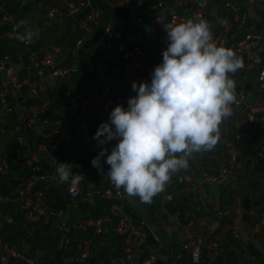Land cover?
<instances>
[{"label": "crops", "instance_id": "1", "mask_svg": "<svg viewBox=\"0 0 264 264\" xmlns=\"http://www.w3.org/2000/svg\"><path fill=\"white\" fill-rule=\"evenodd\" d=\"M22 1L32 0H4L2 4L8 10L0 8V42L17 50L16 59L9 62L10 67L15 68V64H19L18 75L25 74L31 82H37L40 74L34 71L33 62L31 61L30 70L25 69L21 65V55L28 52L29 58L32 59L35 50L43 55L49 53L54 58V66L61 64L78 69L73 82L69 80V76L61 81V90L75 92L78 90L80 94L94 98H98L97 94L106 85L103 84L96 92L89 89L99 78V68L105 75L119 74L112 73L114 59L110 60V51L103 47L106 27L111 28L121 39L131 33L136 35L133 40H129V46L138 47L141 54L134 62L124 65L123 68L125 74L133 68L136 76L148 77L151 82V73L162 63L163 48L169 43L159 40L160 30L152 26L154 22L157 23L155 19L160 18L166 22L173 14L184 18L185 14L189 13L191 19L195 15L192 12L194 2L185 0H141L145 7H155L149 14L135 7L136 0H127L125 5L115 4L112 0H92L90 8L82 9L74 16L67 15V12L80 0H51L44 6L46 10L44 15L38 16V9L28 5L22 11L23 16L18 18ZM206 1L202 17L205 16L203 20L210 23L211 31L217 33L216 38L224 37L226 41H236L241 38L239 33L245 36L249 34V29L261 24V30L252 34L254 38L249 47L251 49V46L255 45L260 59L264 61V21L254 14L255 10L264 11V0ZM227 4L236 7V11L233 12L238 34L231 30L227 17L230 8ZM51 8L64 12V15L47 17V11ZM90 9L99 12L100 22L91 34L86 35L83 22ZM245 16H251L253 23L238 27L237 20ZM4 17H9L8 21H5ZM65 20L67 25L62 29L61 25ZM225 20L226 23L223 24ZM22 21L38 32V36L29 45L17 40L16 36L5 37L12 22L21 24ZM136 21L149 25V33H146ZM23 31L24 28L20 27L18 33ZM45 40H48V46ZM136 40L140 43L135 44ZM101 52H104L106 60L101 57ZM263 67L255 62L231 75L236 83L235 92L242 91L244 99L251 95L250 106L254 104L264 106V83L258 79ZM30 76L33 78L30 79ZM8 85V73L0 70V93L6 92V97L10 98V101L6 102L11 109L3 112L0 110V160L8 159L11 163L9 174L0 177V264H141L148 256L154 257V264H191L189 243L196 239H202L201 258L209 264H264V160L260 158V154L264 153V127L248 119L245 104L242 107H232V115L220 125L221 140L216 147L208 152L193 154L189 166L180 170L181 178L188 184L182 188L170 189L171 192L168 194L167 189L175 180L172 176L155 202L143 207L144 217L149 221L146 222L139 210L129 202L136 197H128L124 190L122 198L119 199L101 196V192L107 187L108 176L104 171L101 173L92 166L91 161L100 150L90 148L87 142L90 140L97 144L98 141L93 137L101 123H110V113L102 112L101 115L89 119V111L85 112L77 107L63 110L49 85V92L37 97V102L34 99V104L22 106L18 98L22 97V101H27L30 98L28 88L9 93ZM108 85L112 86L113 92L115 86ZM112 92L111 95L114 97ZM116 96L121 97L122 106L127 109L128 98L122 93ZM22 109L36 111L37 116L28 120H39L42 126H38L37 131L26 128L25 135L22 136L24 144L21 146L17 138L20 135L18 118H15V123H11V119L5 114L20 112ZM44 120L48 121L46 128ZM6 124H10V128L5 131ZM53 127L64 129L72 135L69 142H73V148H66L62 142L45 137L47 130ZM36 135H41L43 140L36 142ZM117 143L115 140L113 147ZM47 145L52 149L46 150ZM23 155H26L25 159L22 158ZM237 155L240 156V162L236 173L243 175L244 179L237 181L236 189L230 180L221 184L208 183L204 187L197 184L204 175L216 176L215 168L208 162H202V156L215 160L224 169L228 167L235 169L234 161ZM79 157L83 159V170L86 173L82 174L85 178L79 184L81 191L77 198H72L69 193L70 183L60 184L57 182L58 179L52 180L53 184L45 183L33 187L32 199L38 204V209L33 212L37 218L34 222L29 220V213L24 208L25 203L21 197L17 200L9 199L11 187L8 181L19 178L18 165H27L24 171L27 180L33 177H37V180L41 178L48 180L46 175L53 165L47 163L45 158L59 159V163L70 164L75 160L81 162ZM106 157L107 154L100 161L103 170L110 167L106 163ZM34 162H37L39 169L34 168L36 167ZM57 166L58 164L54 163V170ZM75 172L78 173L77 170ZM39 173L41 176H38ZM254 173L258 176L253 178ZM249 181L252 182L251 186L248 185ZM62 190L69 194L73 206L77 208L74 214L77 221L67 229L62 242L58 243L64 225L50 212L57 214L66 212V200ZM191 192L198 193L199 197L182 200V195ZM169 203L170 207L179 206L180 211L169 213L164 209V205ZM187 218L191 221L182 225L180 220L184 221ZM98 220L101 221L99 234L96 233L95 227L89 225L90 221ZM121 220L124 226L127 224L135 231H131L129 238L118 240V236L128 231L125 229L120 232ZM158 227H161V230L155 234L154 230ZM91 229H94V235L99 236L96 240L91 235ZM136 237H141L143 241L136 242ZM184 237L187 239L183 240ZM206 240H209V243L205 244ZM249 242L254 243L257 248V256L247 250ZM213 245H217L218 248H213ZM10 257L14 260L10 261Z\"/></svg>", "mask_w": 264, "mask_h": 264}, {"label": "clouds", "instance_id": "2", "mask_svg": "<svg viewBox=\"0 0 264 264\" xmlns=\"http://www.w3.org/2000/svg\"><path fill=\"white\" fill-rule=\"evenodd\" d=\"M16 39L30 44L38 36L25 22ZM169 43L150 83H132L137 93L117 105L110 123H101L93 139L102 147L91 161L103 173L100 161L112 140L118 143L106 157L105 175L128 197L151 202L171 177L189 166L193 154L213 150L221 140L220 125L232 115L236 83L231 78L244 67L242 58L214 41L211 25L203 19L164 26ZM9 104V103H8ZM103 137V139H102ZM78 165L58 163L53 180L76 189L85 178L74 174Z\"/></svg>", "mask_w": 264, "mask_h": 264}, {"label": "built area", "instance_id": "3", "mask_svg": "<svg viewBox=\"0 0 264 264\" xmlns=\"http://www.w3.org/2000/svg\"><path fill=\"white\" fill-rule=\"evenodd\" d=\"M91 1L92 0H80L76 5L71 7L67 15L74 16L76 12L81 11L82 9L85 8H90L91 6ZM193 1L195 6H196V13L193 17V20L196 18H201L203 16L204 9L206 7V0H185V2ZM254 1V0H251ZM115 4H120V5H125L127 3V0H112ZM135 7L140 9L141 11L145 13H151L152 10L155 9L153 6H148L145 7V5L142 3L141 0H136L135 2ZM227 7L230 8L232 11H236V7L227 4ZM64 15V12L59 11L56 8H51L47 11V17L49 18H54V17H62ZM100 15L97 10L90 9L88 13L86 14L83 22V27H84V32L86 35H89L93 32V30L98 26L100 22ZM9 17H4L5 21H8ZM157 23H160V33L161 35H167L165 31L166 25L169 23L171 24H177V23H183L185 22L184 18L178 16V15H171L169 19L164 22L160 18L155 19ZM238 22V27H241L244 25V18H239L237 20ZM223 24L226 23V20L222 22ZM21 24L19 22H12L5 33V37L7 38H13L18 34V30L20 29ZM215 31H212L214 33ZM135 34H129L127 35L126 38H117V35L113 33L111 28H105L104 31V39H103V47L108 49L110 51V60L114 59L115 66L112 68V73H120V70L124 67L125 62L128 59H131L132 62L140 56L141 50L138 47H130L129 46V40L131 38H135ZM217 37V33H216ZM216 37H213L214 39ZM116 38V40H115ZM254 36L252 34H246L245 36H242L239 40L236 41H226L224 37L216 38L214 41L218 44V46H223L226 47L227 42L231 43V50H233L237 56L242 58L244 62V67L240 70L245 69L249 64H253L256 62L255 59V53L253 52L254 50L250 49V42L253 40ZM26 44V43H25ZM114 44V47H113ZM29 45V44H26ZM167 47L163 48V50H166ZM258 52V49H256ZM259 53V52H258ZM32 56H36V53L33 52ZM53 56L51 54H45L43 55V58L39 61L33 62V68L34 71L40 74V79L37 82H31L28 78H24L22 80L19 79V75L17 73V69L10 67L9 62L5 61L3 58L0 56V70H5L8 73V83L13 88L14 91L20 92V88L22 86H27L28 87V96L33 97V96H41L45 95L49 92L48 88V79L49 78H54L55 79V85H61V81L63 79H67L70 73V70L73 68L72 66H61L54 68L53 64ZM49 68L50 70H47ZM258 79L260 82L264 83V67L260 70ZM120 82L128 87L132 88V83L136 82L138 85L140 83H150V78L148 77H137L133 68L130 69V71L125 74L124 73L121 75V80ZM112 86L106 84L101 88L99 91V97L94 98L93 96H84L80 94V92L77 90L71 91L68 89H62L59 92L54 93L55 98L59 103H61L63 110H67L69 107H77L80 108L82 111L88 112V111H101L104 113H111V111L117 106L123 105L121 97L118 96H112ZM6 92L2 91L0 93V110L3 112L4 110L10 111L11 109L8 107V103L6 102ZM234 106H244V94L242 91L236 92V102ZM32 111V110H31ZM247 115L248 119L251 122H254L257 118L261 122V124L264 127V106L262 104H254L249 107H247ZM44 124L47 125L48 121L44 120ZM27 127L30 130H36L38 128L37 125V120L36 119H31L27 121ZM46 133L45 137L47 138H52L56 142L63 143V142H69L72 139V135L67 132L64 129H61L59 127H53ZM44 137V136H43ZM18 141L21 144V146L24 144L23 138L18 135ZM55 142V143H56ZM57 143V144H59ZM98 144V142H97ZM23 159L26 158V155L22 156ZM260 158L264 160V153L260 154ZM76 161V160H75ZM74 165H78L77 171L79 174H84L86 173L85 170H83L84 165L82 162H75ZM109 168H106L104 170L105 173ZM226 168L222 170V173L226 172ZM10 172L9 170V165L6 160H0V173L2 175H8ZM219 174V175H221ZM217 176V175H216ZM216 176H207L204 175L206 179H215ZM38 178H30L24 182V184L21 186V190L19 191L21 199L24 200V208L27 210L29 213V220L34 222L36 221L37 218L34 217L33 212L38 209V204L37 202H34L32 199V194H33V186L35 184V181ZM107 187L101 192V196L103 198L107 199H119L122 198L123 193H122V188L117 190L115 186L111 183L110 179L107 177ZM80 187L79 185L77 186L76 189H72L70 187L69 193L72 198H77L80 195ZM162 193V192H161ZM161 193H158L155 197H158ZM139 202L143 203V201L140 200L139 197H136ZM168 199H170V196H168ZM238 210V209H237ZM263 219H264V212H263ZM90 226H94L96 229V233L101 232V221H90L89 222ZM120 232H122L125 229H128L130 231H135L132 227L126 225L124 226L123 220L120 221V226H119ZM202 239H196L190 241V261L191 264H203L201 262V246H202ZM141 264H154V257L153 256H148L147 258L142 260Z\"/></svg>", "mask_w": 264, "mask_h": 264}, {"label": "water", "instance_id": "4", "mask_svg": "<svg viewBox=\"0 0 264 264\" xmlns=\"http://www.w3.org/2000/svg\"><path fill=\"white\" fill-rule=\"evenodd\" d=\"M4 0H0V8L3 7V9H6L8 10L7 7H4L2 2ZM51 0H32V1H22L21 4H20V10H21V13L20 15L18 16V18L22 17L23 16V13L22 11H24V9L28 6V5H31V7H36L38 9V16H41V15H44L46 10L44 8L45 5H47ZM192 12L193 13H196V7L194 6L192 8ZM152 13V12H151ZM153 14H156V12H153ZM255 16H257L260 20H263L264 21V11L263 10H255L254 12ZM234 12L232 10H229L228 11V14H227V17H228V20H229V24L231 25V30L235 33V34H238L239 31L237 29V26L234 24ZM153 16V15H152ZM206 18L205 16L204 17H201V18H196L195 20H198V19H204ZM188 19H191L190 18V14L187 13L185 14L184 16V20H188ZM194 20V21H195ZM38 20H36L37 22ZM51 23L53 24L54 21L52 20ZM137 24H139L140 27L143 28V30L146 32V33H149V25H145L144 23H139L136 21ZM253 23V18H251V16H245L244 18V24L245 25H250ZM67 25V22L66 20L62 23L61 25V28L63 29V27H65ZM154 28L158 29L160 27V23H153L152 25ZM261 30V24H256L254 26V28H251L248 30V33L249 34H253L255 32H258ZM213 37H216V32L212 33ZM239 35L242 37L243 36V33H239ZM131 40H133V38H131ZM159 40L160 41H163V42H166L168 41L167 39V36L166 35H160L159 36ZM139 40H136L134 41L135 44H139L140 42H138ZM45 44L48 46V40H45ZM227 49H231V43L230 42H227L226 44V47ZM251 49L254 50V55H255V59H256V62L257 64L261 65V66H264V61H262L259 57V53L256 51L257 47L255 45H252L251 46ZM101 57L106 60V57H105V54L104 52H101ZM43 58V53H38L36 54V56L32 59L29 58V53L28 52H25L21 55V65L22 67H24L25 69H31L32 68V62H35V61H39ZM129 63H132V60L131 59H128L124 65H127ZM15 68L16 69H19L20 68V65L19 64H15ZM139 71H137L136 69V73H138ZM124 73V68H122L120 70V73L116 76H112V75H105L103 73V71L101 70V68H99V71H98V80H96L91 88H89L90 90H92L93 92H96L97 89L101 88L103 84H113L115 86L112 94L114 96L118 95L119 93H122L124 94L128 99L129 98H133L137 95L136 92H134L132 90V88H128L126 86H124L120 80H121V75ZM78 74V69L73 67L71 70H70V73H69V80L71 82H73V80L75 79V76ZM138 77H141L139 75H137ZM33 76H30V79H32ZM49 88L51 89H54L56 86H55V79L54 78H49ZM8 88V92L9 93H12L14 90L13 88H11L10 85L7 86ZM58 88V87H57ZM24 89V86H22L20 88V90L22 91ZM34 98H37V96H33ZM97 97H99V95L97 94ZM251 98V95H247V97L244 99V104L249 107L251 102H249ZM7 102L10 101V98L9 97H6L5 98ZM29 99V98H28ZM22 97L18 98V102H22ZM234 106V104L232 105V107ZM101 111H89V114H88V118L91 119L93 116H97V115H101ZM7 116V118H11L13 115L15 117L18 118V130H19V136H23L25 135V130L27 127V121L30 117H36L37 116V112L36 111H31L29 109H25V110H21L20 112H14V113H6L5 114ZM255 124L256 125H260L261 122L259 121V119L257 118L255 120ZM37 125L38 126H42L41 122L38 120L37 121ZM47 127V125H45V128ZM10 128V124H6L4 126V130L6 131L7 129ZM26 140V138H24ZM36 142H41L43 140L42 136L41 135H36ZM55 143V142H54ZM115 143V139L108 142L106 145H104L103 147L107 148L108 149V152L106 153L107 155L111 153V150L113 148V145ZM64 147L66 148H73V142H63L62 143ZM87 144L89 145L90 148L92 149H99L100 151L102 150V147L99 146L98 144H95V142H92V141H88ZM52 147L50 145H47V148L46 150H51ZM46 162L53 165L51 166L50 170L47 172V175L46 177L48 178V180H44L43 178L39 179V180H36L35 181V184L33 187H38L39 185H43L45 183H48V184H53L52 183V177L54 175V163H59V159L57 160H54V159H51V158H45ZM202 162H208V164H210L213 168H215V172L217 175L215 179H206L204 176L201 177L202 180H200L199 183H197L199 186L201 187H204L206 184L208 183H216V184H221L227 180H230L231 181V184L232 186L234 187V189L237 188V181L238 180H243L244 179V176L241 175V174H238L236 173L237 170H238V165H239V162H240V156L237 155V157L235 158V169H232L233 167H228V166H225V167H228V169L226 170L225 173L221 174L222 173V170H223V167L219 166V164L207 157V156H202L201 158ZM37 163V162H36ZM35 162L33 164H36ZM70 164H74V162H70ZM27 165L26 164H20L18 165V169H19V178L17 180H9L8 183L11 187V193L9 195V199L11 200H17L18 198H20V193H19V187L22 186L24 184V182L27 180V175L25 174V169H26ZM38 168V167H37ZM40 168V167H39ZM38 168V169H39ZM77 170V167H75V169H72L73 173L76 174V171ZM221 174V175H219ZM2 174H0V177ZM258 174L257 173H254L253 174V178L254 177H257ZM173 177L175 178V180L173 181V183H171L169 185V189H167V193L170 194L171 190L170 189H174V188H182V187H185L188 183L186 181H184L182 178H181V172H177L175 175H173ZM58 179V177H57ZM229 181V182H230ZM252 182L249 181L248 182V185L251 186ZM90 187V190H91V184L89 183L88 185ZM92 191V190H91ZM63 194H64V197H65V200H66V209L65 211L66 212H63L61 214H57L56 212H50V214L52 216H56L58 217L62 222H63V225H64V228L61 230V233H60V236H59V239H58V243H61L62 240L64 239V237L66 236V233H67V229H69L71 227L72 224L76 223L77 221V217L74 215L77 208L73 206L72 204V199L69 197V194L66 193L65 191H63ZM48 193V191H47ZM166 193V195H167ZM199 197V194L198 193H188L187 195H182V200L185 201V198H192V197ZM157 199L156 198H153L151 202H139L136 198L135 199H130L129 202L135 207V209L139 210L142 218L146 221V222H149L145 217H144V214H143V207L144 206H148L152 203L155 202V200ZM127 225V224H126ZM161 230V227H158V228H155L154 230V233L155 234H158V232ZM131 235V231L128 230L126 233L118 236V240H122V239H127L129 238ZM187 239L186 237L183 238V240ZM247 240V238L245 239ZM135 241L136 242H141L143 241V239L141 237H136L135 238ZM209 243V240H206L205 241V244ZM213 248H218L217 245H213ZM247 250H249V252H251L252 254L254 255H258L257 253V248L255 247L254 243L252 242H249V244L246 246ZM101 248H99L100 250ZM203 249V248H202ZM10 261H13L14 258L13 257H10L9 258Z\"/></svg>", "mask_w": 264, "mask_h": 264}, {"label": "trees", "instance_id": "5", "mask_svg": "<svg viewBox=\"0 0 264 264\" xmlns=\"http://www.w3.org/2000/svg\"><path fill=\"white\" fill-rule=\"evenodd\" d=\"M0 20H1V15H0ZM117 38H119V35H117ZM115 40H116V38H115ZM33 52H35L36 54L40 53L37 50H35ZM16 54H17V50L13 46H8L7 44L0 42V56H1V58H3L7 62H11V61L13 62L16 59V57H17ZM57 67H61V64H57V65L54 66V68H57ZM19 76H20L19 77L20 80H22L24 78H27V75H25V74H23V75H20L19 74ZM57 87L53 89V92L54 93L61 91V87L62 86L61 85H58ZM25 88H28V87L27 86H24V89L23 90H25ZM34 99H35V102H37V99L36 98L30 97L27 101H22L21 102V105L22 106L23 105L29 106L31 104H34ZM15 118L16 117L14 115L10 118L11 119V123L12 122L15 123L14 122ZM79 160H81V162H83V159L81 157H79ZM6 161H7L8 165H9V168H10L11 167L10 161L8 159ZM35 166L36 167H34V168H37L38 167L37 164H35ZM38 172H39V170H38ZM29 175H30V172L28 173V176ZM38 176H41V174L39 173ZM164 209L165 210H168L169 213H178L180 211V207L179 206L178 207H175V206L170 207V203L169 204H165L164 205ZM180 221H181L182 225H185V224L189 223L191 221V219L190 218H187V219H184V221H182V220H180ZM93 230L94 229H91V231H92V234L91 235H92L93 239L96 240V238H99V236H97L99 233L96 234V235H94ZM201 262L203 264H209V262H207L206 260H204L202 258H201Z\"/></svg>", "mask_w": 264, "mask_h": 264}]
</instances>
